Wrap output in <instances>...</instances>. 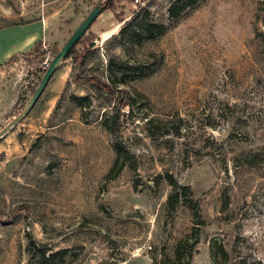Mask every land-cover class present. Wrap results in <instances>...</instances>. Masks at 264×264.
I'll return each mask as SVG.
<instances>
[{
	"label": "rangeland",
	"instance_id": "rangeland-1",
	"mask_svg": "<svg viewBox=\"0 0 264 264\" xmlns=\"http://www.w3.org/2000/svg\"><path fill=\"white\" fill-rule=\"evenodd\" d=\"M112 1L0 138V264H28L30 236L78 254L66 264H170L194 227L195 264H213L212 239L226 264H264V0H181L175 16L176 0ZM88 2L104 0H0V27L44 16L55 29L3 66L0 133ZM166 174L189 188L172 207Z\"/></svg>",
	"mask_w": 264,
	"mask_h": 264
},
{
	"label": "trees",
	"instance_id": "trees-1",
	"mask_svg": "<svg viewBox=\"0 0 264 264\" xmlns=\"http://www.w3.org/2000/svg\"><path fill=\"white\" fill-rule=\"evenodd\" d=\"M193 1L194 0H190V4L193 3ZM179 2H181V0H176L169 7V13L171 16L176 15L175 10L176 8H178L177 5L179 4ZM99 5L102 11L105 9H113L114 7L112 0H104V2ZM141 28L144 32H149V33H153L157 29L156 33L159 35L165 31V27L163 25L150 23L147 21L146 18H144L143 21L141 22ZM80 40L81 38L78 40L77 43H79ZM74 47L70 50V52L67 54L65 59L73 55L75 49ZM13 58L14 57H12V59ZM110 83H114L113 79H111ZM74 99L77 100V98ZM127 101H128L127 105L131 109L135 100L134 98L130 97ZM117 123H118V116L114 115L112 116L111 120L106 121L105 127L108 133L112 136V148L115 153L114 165H116L119 161H121L120 167H122L126 163L128 159L127 157L130 154L127 151L121 139H119L116 136V132L118 129ZM166 179L173 189V193L168 198V205L172 207L173 205L172 197H175V199H178L181 195L183 197H188L189 188L187 186L179 185L171 174H166ZM177 189L179 192L177 191ZM187 203L193 211L194 220L200 221L199 211L193 206V201L189 199L187 200ZM195 228L196 227H194V229L192 230V233L182 237L177 241L174 247V256L173 259L170 261V264H195L191 260L192 250L199 241L198 233L194 232L195 230H197ZM28 249H29L28 264H66L69 258L76 259L78 257V254L76 253L71 254L70 250L66 248L59 250H52L48 248L47 245L38 243L31 236L29 237ZM209 253L213 264H226L229 261V252L226 250L225 246L219 239H212L210 241ZM160 264H165V262L162 261L160 262Z\"/></svg>",
	"mask_w": 264,
	"mask_h": 264
},
{
	"label": "crops",
	"instance_id": "crops-1",
	"mask_svg": "<svg viewBox=\"0 0 264 264\" xmlns=\"http://www.w3.org/2000/svg\"><path fill=\"white\" fill-rule=\"evenodd\" d=\"M96 4L98 3L88 2V5H86L85 7L87 9L89 8L88 10L90 12V10ZM106 10L112 9H105L101 11V13L105 12ZM54 33L55 29L53 25H51V23L48 21V18L44 16L41 18H37L31 22H24L0 27V88L4 79L3 66L8 61H10L12 57L30 52L34 45L40 44L41 41H50L51 38H53ZM59 65L57 66V68L59 67ZM51 80L52 77L50 78L47 85L50 84ZM47 87L48 86H46L45 89H47Z\"/></svg>",
	"mask_w": 264,
	"mask_h": 264
},
{
	"label": "water",
	"instance_id": "water-1",
	"mask_svg": "<svg viewBox=\"0 0 264 264\" xmlns=\"http://www.w3.org/2000/svg\"><path fill=\"white\" fill-rule=\"evenodd\" d=\"M102 9L98 4H96L87 16L80 22V24L76 27V29L70 34V36L66 39L60 49L56 52L54 57L51 59L48 67L45 69L44 74L34 90L32 96L30 97L25 108L15 117L11 122H9L0 133V138L4 133H6L11 127H13L22 117H24L36 104L45 87L47 86L50 78L52 77L54 71L57 66L63 61L70 50L77 44L78 40L82 38L85 32L88 30L90 25L94 22V20L101 13Z\"/></svg>",
	"mask_w": 264,
	"mask_h": 264
},
{
	"label": "built area",
	"instance_id": "built-area-1",
	"mask_svg": "<svg viewBox=\"0 0 264 264\" xmlns=\"http://www.w3.org/2000/svg\"><path fill=\"white\" fill-rule=\"evenodd\" d=\"M134 3L136 4H139L140 3V0H134ZM50 61H43L42 64H43V69H46L49 65Z\"/></svg>",
	"mask_w": 264,
	"mask_h": 264
}]
</instances>
